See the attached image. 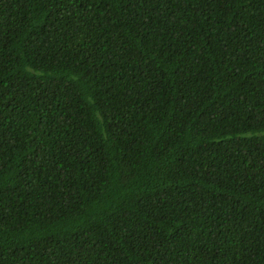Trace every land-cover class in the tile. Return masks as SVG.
<instances>
[{
  "label": "trees",
  "instance_id": "trees-1",
  "mask_svg": "<svg viewBox=\"0 0 264 264\" xmlns=\"http://www.w3.org/2000/svg\"><path fill=\"white\" fill-rule=\"evenodd\" d=\"M0 264H264V0H0Z\"/></svg>",
  "mask_w": 264,
  "mask_h": 264
}]
</instances>
